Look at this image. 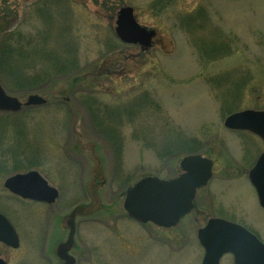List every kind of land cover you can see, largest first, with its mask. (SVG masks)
I'll list each match as a JSON object with an SVG mask.
<instances>
[{"label": "rangeland", "instance_id": "374dc122", "mask_svg": "<svg viewBox=\"0 0 264 264\" xmlns=\"http://www.w3.org/2000/svg\"><path fill=\"white\" fill-rule=\"evenodd\" d=\"M125 6L156 30L151 49L119 45L115 22ZM7 36L16 46L49 38L58 50L70 38L80 66L40 89L7 90L22 103L33 94L48 100L15 119L30 144L25 172L38 170L60 192L51 207L31 204L4 188L12 175L0 179V211L22 243L19 250L0 244L7 264H48L45 257L53 264H202L186 227L190 216L161 230L140 226L124 210L129 187L146 177L176 178L192 154L215 163L200 205L213 217L246 219L264 238V209L247 176L252 166L241 161L251 139L224 127L232 113L264 110V0H0V52ZM88 95L122 109L121 160L80 100ZM4 138L0 153L22 147ZM182 142L194 153L161 158Z\"/></svg>", "mask_w": 264, "mask_h": 264}, {"label": "water", "instance_id": "95a60500", "mask_svg": "<svg viewBox=\"0 0 264 264\" xmlns=\"http://www.w3.org/2000/svg\"><path fill=\"white\" fill-rule=\"evenodd\" d=\"M116 37L125 45L140 46L149 50L156 37L155 30L141 26L134 9L119 10L115 28ZM47 101L38 95H30L26 103L7 94L0 84V112L19 113L26 107H42ZM225 127L233 131H248L264 142V112L247 110L235 113L225 120ZM183 174L174 180L147 177L139 181L125 194L124 209L128 217L141 224L152 223L171 228L193 210L198 189L207 186L212 178L213 163L200 155L185 157L181 162ZM260 206L264 209V155L250 172ZM4 188L11 194L40 203L54 204L59 192L36 171L17 174L8 178ZM199 241L205 249L202 264H219L223 255L231 254L234 264H264V244L240 225L211 219L199 233ZM0 243L12 249L20 246L19 237L9 220L0 213ZM0 264H6L0 259Z\"/></svg>", "mask_w": 264, "mask_h": 264}, {"label": "trees", "instance_id": "16d2710c", "mask_svg": "<svg viewBox=\"0 0 264 264\" xmlns=\"http://www.w3.org/2000/svg\"><path fill=\"white\" fill-rule=\"evenodd\" d=\"M8 37L10 36L6 37L7 49L5 45L1 50L0 78L3 86L9 92L40 89L46 81L57 77H66L79 70L78 55L70 43V38L69 41H64V46L58 50L56 45L51 44L49 38L31 39L33 41L30 43L16 46L13 45V38ZM24 44L31 49L24 50L20 48ZM119 45H121L120 42ZM115 47L119 46H111L110 48L115 51ZM78 79V76L74 77L75 81ZM145 97L144 103L149 104L148 96ZM80 100L88 110L96 131L112 146L116 157L121 160L120 157L123 153L122 135L119 132L116 121L121 117L122 109L111 108L110 105L99 101L93 95L81 97ZM140 106V104H137L136 107ZM134 107L135 104L129 109L130 113L135 111ZM123 108L126 109V106H123ZM6 115L0 114V141H3L4 135L9 134L8 138L7 136L4 138L6 143L10 139L11 141L21 142L20 145L22 147L20 146L21 148L17 151L5 149L0 153V179L19 172H25L31 167L29 158L26 156L30 150V144L27 141V136L24 134L23 136L21 130L18 131V124H22L15 119L17 114L13 115L14 117L9 116L11 120L7 121L4 117ZM8 126L12 127V129H9ZM8 131L9 133H7ZM173 146L172 144L169 145L166 148L167 151L161 155V158H167L172 156L174 152L181 153L186 150L185 153H194L193 149L184 144V142L177 144V148Z\"/></svg>", "mask_w": 264, "mask_h": 264}, {"label": "flooded vegetation", "instance_id": "af4514ba", "mask_svg": "<svg viewBox=\"0 0 264 264\" xmlns=\"http://www.w3.org/2000/svg\"><path fill=\"white\" fill-rule=\"evenodd\" d=\"M259 111H264V110H259ZM234 133H236V134H247V136H249V137H247L246 139H249V141L251 139L250 143H252V144H249V143L246 144L245 143L246 144V147L244 148V155L241 158V161H242L243 165H246L245 163L250 162V164L252 166L251 169L249 170V173H250V171L257 164L258 160L262 157V155H264V142H263V140L259 136L255 135V134H252L250 132L236 131ZM241 138L243 140V137H241ZM246 139L244 138L245 141H248ZM262 146H263V149H262ZM212 162H213L212 172H213V176H214L215 163H214V161H212ZM244 172H245V170H244ZM179 176H181V174L178 175L176 178H178ZM247 176H248L249 181H250L249 174ZM202 189H204V188H202ZM202 189L198 190L197 193H196V198H195L194 203H193L194 204L193 210H192V212L189 215H187V217H189V216L191 217L190 218L191 221L186 225L187 230L193 232V236L196 237V241H197L198 244H200V242H199V233H200V231L207 226V223H208V221L210 219L217 218V217H213L212 216L213 213H212V208L211 207H207V206H203V205L201 206L200 205V203H199V200H200L199 192ZM10 196L12 197V199H17V200H21L22 201V199H20V198H18L16 196H13V195H10ZM30 203L31 204H38V203H33V202H30ZM41 205H46V204H41ZM49 207H51V206H49ZM219 218L223 219V217H219ZM229 221L232 222V223H235V224H238V225L244 227L247 231H249L250 233H252L253 235H255L264 244V238H263L262 233L260 231H258V229H255V227L251 226V223L250 222H247L246 219H243V218L242 219H238V218H236L234 220H229ZM141 226L142 227H149L150 225H141ZM157 229H160V228H157ZM145 230H147V229H145ZM176 238L178 239V236L177 235H176ZM19 240H20V247H21L22 243H21L20 237H19ZM20 247H19V249H20ZM19 249H17V250H19ZM202 251H203V257H204V250L202 249ZM61 257H63V254H61ZM225 257H231L232 258V261H233L232 264H234L233 256L230 255V254H227V255H224L223 257H221L219 264H222V260ZM42 258H44V257L42 256ZM0 259H2V258H0ZM44 259H46V261L48 262V264H53L54 263V262L50 261L49 258H46L45 257Z\"/></svg>", "mask_w": 264, "mask_h": 264}]
</instances>
